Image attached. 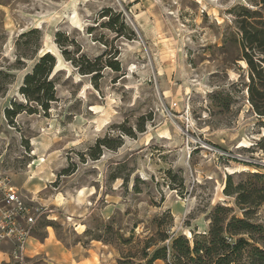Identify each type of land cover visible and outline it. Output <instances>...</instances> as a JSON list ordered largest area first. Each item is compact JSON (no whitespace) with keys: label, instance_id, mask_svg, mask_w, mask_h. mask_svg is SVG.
Returning a JSON list of instances; mask_svg holds the SVG:
<instances>
[{"label":"rangeland","instance_id":"374dc122","mask_svg":"<svg viewBox=\"0 0 264 264\" xmlns=\"http://www.w3.org/2000/svg\"><path fill=\"white\" fill-rule=\"evenodd\" d=\"M255 3L0 0V201L13 187L30 210L27 250L50 237L65 252L48 247L23 264H145L155 218L169 213L170 233L190 238L207 230L215 205H234L223 193L227 175L264 172V117L249 101L237 23ZM108 8L135 38L105 26ZM65 50L79 64L107 51L120 70L106 67L94 83ZM46 52L57 59L58 100L8 120L5 109L25 101L24 76ZM99 139L113 146L93 159ZM14 247L0 241V264H18Z\"/></svg>","mask_w":264,"mask_h":264},{"label":"trees","instance_id":"16d2710c","mask_svg":"<svg viewBox=\"0 0 264 264\" xmlns=\"http://www.w3.org/2000/svg\"><path fill=\"white\" fill-rule=\"evenodd\" d=\"M254 5L260 9L243 7L237 23L241 32L242 57L249 69V101L254 112L264 117V0H256ZM102 16H108L104 24L118 36L135 38V32L126 24L121 12L108 8ZM63 54L79 66L83 74H91L94 83L106 67L120 70L118 61L111 60L113 56L106 57L107 51L95 59L82 55V64L71 58L68 51H63ZM56 64V56L50 52L37 59L20 87L25 101L14 102L11 108L5 109L8 120L22 112L33 114L51 109L58 100L56 83L52 78ZM218 95L215 93L213 99ZM230 99L229 94L223 99L227 108ZM258 145L264 150V137ZM103 146L113 145L106 139H99L89 153L93 159L99 158ZM223 193L234 199V205H215L208 215L207 230L193 231L190 238L170 233L173 218L169 213L155 218L156 232L142 241L145 264H153L160 259L167 264H264V219L259 214L264 208V172L227 175ZM165 217L169 218L168 223L164 222ZM130 240L126 239V242Z\"/></svg>","mask_w":264,"mask_h":264},{"label":"built area","instance_id":"2783aa9c","mask_svg":"<svg viewBox=\"0 0 264 264\" xmlns=\"http://www.w3.org/2000/svg\"><path fill=\"white\" fill-rule=\"evenodd\" d=\"M239 160L245 162L243 159ZM33 220L30 210L17 191L13 187L9 188L0 201V241L10 240L14 243L12 257L18 264H23L27 258V245L31 238L30 226ZM22 221L26 225H23Z\"/></svg>","mask_w":264,"mask_h":264},{"label":"crops","instance_id":"0c3cea01","mask_svg":"<svg viewBox=\"0 0 264 264\" xmlns=\"http://www.w3.org/2000/svg\"><path fill=\"white\" fill-rule=\"evenodd\" d=\"M52 244L53 243L51 241V238L48 237L46 241L44 243H41L40 245H31V247L27 250V256L40 255L44 251V249L48 247L52 248L59 254L61 253L65 255V252H63L60 247H56V246L54 247ZM6 258H7V255L2 250H0V262L5 260ZM47 264H54V263L48 262ZM77 264H81V263L78 262Z\"/></svg>","mask_w":264,"mask_h":264}]
</instances>
